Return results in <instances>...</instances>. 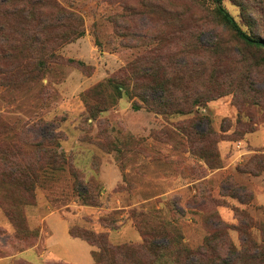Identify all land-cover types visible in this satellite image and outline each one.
Returning <instances> with one entry per match:
<instances>
[{"label": "rangeland", "instance_id": "rangeland-1", "mask_svg": "<svg viewBox=\"0 0 264 264\" xmlns=\"http://www.w3.org/2000/svg\"><path fill=\"white\" fill-rule=\"evenodd\" d=\"M57 2L82 18L84 35L30 79L4 75L0 64V143H25L26 161L35 143L55 136L68 162L47 168L33 199L14 210L18 228L0 200V264H94L96 248L73 238L71 229L105 232L103 220L114 219L109 242L140 245L134 218L152 212L172 225L185 248L202 246L218 221L235 249L243 223L254 226L251 235L263 244L264 169L255 158L264 157V53L238 41L211 0ZM223 5L245 31L264 38V0ZM143 65L163 68L210 102L195 105L193 114L166 117L135 97L132 77L114 105L87 114L84 93ZM208 127L215 143H194L193 133ZM210 145L219 155L216 169L201 157ZM75 178L92 185L91 192L101 190L98 207L79 200Z\"/></svg>", "mask_w": 264, "mask_h": 264}, {"label": "trees", "instance_id": "trees-1", "mask_svg": "<svg viewBox=\"0 0 264 264\" xmlns=\"http://www.w3.org/2000/svg\"><path fill=\"white\" fill-rule=\"evenodd\" d=\"M202 2L206 0H193ZM215 4V16L222 25L227 27L234 37L246 47L264 53V38L245 31L229 11L224 7L223 0H211ZM240 4V3H239ZM84 35L82 18L63 8L57 0H0V64L4 75H17L30 79L49 62L61 60L59 51L67 44L73 43ZM264 61V59H263ZM70 62H74L70 60ZM80 65H84L79 62ZM2 65H7V69ZM34 66V71L29 69ZM196 76H204L203 72H192ZM133 77L135 97L153 107L156 113L166 117L173 115L193 114L195 105L210 102L199 89L192 88L189 92L181 86L179 78L169 77L163 68L143 65L136 72L129 73L127 68L121 79L109 78L106 82L83 94L87 114L96 117L104 105L115 104V98L120 99L128 82ZM142 81V84L139 82ZM132 82V81H131ZM200 85L206 80H199ZM195 82V83H196ZM108 91L114 93L107 94ZM182 95H179V93ZM108 100H112L109 102ZM114 100V101H113ZM110 105V106H111ZM133 108L140 106L134 102ZM215 131L208 127L206 133L194 134L193 142L210 140ZM196 136H200L197 138ZM55 136L49 137L50 143H35L33 155L30 153L26 161L20 155H25V143H0V200L6 215L18 228L21 221L15 214V209L28 205L36 184L42 180L46 169L61 170L67 161L63 152H59ZM26 152L21 154L22 152ZM204 158L211 169L219 168V159L214 146L201 149ZM256 166L264 169V157L255 158ZM73 175H75L73 173ZM75 190L79 200L88 206L98 207L101 190H93L92 185L84 184L75 178ZM94 191V190H93ZM33 199V197H32ZM26 201V202H25ZM238 212V211H237ZM238 214V213H237ZM239 215V214H238ZM102 226L107 230L96 233L92 230L77 232L71 229L73 238L86 241L95 247L93 251L94 264H264V223L259 225L263 244L257 243L251 235L254 226L243 223L238 231L244 236L241 248L235 249L228 238V227L221 221L214 225L213 233L209 234L199 248L189 249L177 241L175 233L170 230L172 225L158 213L138 214L134 218L135 227L142 234V244L113 245L108 240L110 231L117 229L115 220H103ZM164 240L165 243H157ZM170 259V260H169Z\"/></svg>", "mask_w": 264, "mask_h": 264}]
</instances>
